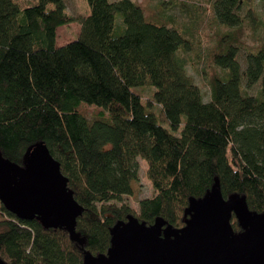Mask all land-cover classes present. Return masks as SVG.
Wrapping results in <instances>:
<instances>
[{"label":"trees","instance_id":"obj_1","mask_svg":"<svg viewBox=\"0 0 264 264\" xmlns=\"http://www.w3.org/2000/svg\"><path fill=\"white\" fill-rule=\"evenodd\" d=\"M209 1L231 28L246 17L264 25L254 7L242 16V0ZM88 2L79 37L59 45V27L74 20L65 0H0V152L25 166L30 150L45 144L84 207L73 236L2 203L0 257L9 264H91L108 253L118 222L133 215L182 228L191 203L217 186L263 213L264 38L244 68L241 31L220 37L209 56L206 99L187 69L196 28L150 21L135 0ZM147 86L155 90L145 100L140 88ZM82 102L104 110L91 119ZM138 157L148 163L155 194L135 208L124 197L135 192ZM232 223L242 231L235 215Z\"/></svg>","mask_w":264,"mask_h":264},{"label":"water","instance_id":"obj_2","mask_svg":"<svg viewBox=\"0 0 264 264\" xmlns=\"http://www.w3.org/2000/svg\"><path fill=\"white\" fill-rule=\"evenodd\" d=\"M60 162L45 144L34 146L25 166L0 152V200L20 217H39L47 227H64L76 235L84 207L68 186ZM186 226L158 219L148 225L131 215L112 229L107 254L91 264H264V212H253L245 198H226L217 186L194 200ZM242 227L236 232L233 216ZM0 264H9L0 257Z\"/></svg>","mask_w":264,"mask_h":264},{"label":"rangeland","instance_id":"obj_3","mask_svg":"<svg viewBox=\"0 0 264 264\" xmlns=\"http://www.w3.org/2000/svg\"><path fill=\"white\" fill-rule=\"evenodd\" d=\"M22 3H33V0H19ZM114 1V0H112ZM144 8L148 20L158 24H167L180 27L196 28V38L190 43L188 54L193 58L189 62L187 69L201 86L206 99L211 96L209 75L212 72V64L209 61L210 54L218 49L220 37L229 31H241L242 43H237L239 47V60L242 66H246V56L251 47L257 45L264 38V25H253L246 17L241 26H230L220 22L214 11L213 5L209 0H135ZM67 12L73 16L74 20L58 29V44L62 45L73 41L79 37L83 18L91 12L88 0H65ZM254 7L259 19L264 20V0H242L241 14L246 16L249 9ZM173 18V21H169ZM258 19V20H259ZM165 21V22H164ZM167 22V23H166ZM201 55V57L198 56ZM261 88V83L255 84L251 93H257ZM155 87L147 86L140 88L145 100L152 96ZM91 119L98 115L103 107L82 102L79 107ZM158 111V109L156 108ZM101 115V113L99 114ZM139 160V180L133 182L134 194L124 197V201L135 208H139V201L144 197H152L155 189L152 181L147 175L148 163L142 157ZM2 202L0 200V220L3 217Z\"/></svg>","mask_w":264,"mask_h":264}]
</instances>
